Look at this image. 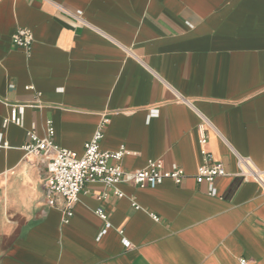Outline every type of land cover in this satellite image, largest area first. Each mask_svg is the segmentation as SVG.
<instances>
[{
    "label": "crops",
    "instance_id": "1",
    "mask_svg": "<svg viewBox=\"0 0 264 264\" xmlns=\"http://www.w3.org/2000/svg\"><path fill=\"white\" fill-rule=\"evenodd\" d=\"M14 105L22 122L4 125ZM103 118L101 147H124L125 169L162 159L187 177L88 183L65 222L27 133L52 121L55 143L82 155ZM202 121L228 172L217 195L195 179ZM0 137V264H264V0H0Z\"/></svg>",
    "mask_w": 264,
    "mask_h": 264
},
{
    "label": "built area",
    "instance_id": "2",
    "mask_svg": "<svg viewBox=\"0 0 264 264\" xmlns=\"http://www.w3.org/2000/svg\"><path fill=\"white\" fill-rule=\"evenodd\" d=\"M58 11L63 12L77 20H83L82 11H72L62 4H56ZM34 41V34L30 28L20 27L13 34V43L23 49H30ZM23 106L14 105L9 117L4 121L8 123L21 124ZM153 114H158L155 110ZM109 119L103 118L98 125L92 139L85 144L84 153L79 155L73 150L59 146L54 141V127L52 121H48L46 133L40 137L35 128L28 131V141L23 146L26 156L47 157V171L44 177L45 197L49 205H56L58 197L64 199V221L68 222L73 216L75 204L79 201V195L85 186L91 182H101L106 186H116L120 183H130L141 188L155 186L163 183L165 179H172L176 184H181L187 177L185 170L178 164H173L170 169L165 167L162 159H153L142 169L130 171L125 169L121 160L126 154L122 147L117 151L104 150L101 141L105 136V129ZM200 153L203 162L198 167L195 179L198 183H207L210 195H217L216 180L219 177L228 175V172L221 161L215 159L213 153L207 149L209 140L207 124L202 121L198 125ZM0 137V146H6ZM116 161V163H112ZM240 174L248 178L254 177L262 183L259 170L254 169L247 158H239ZM118 196L123 193L116 190ZM99 215L106 217L102 209L98 210ZM158 220L157 216H154ZM125 244L129 242L125 240ZM242 264H250L247 259H241Z\"/></svg>",
    "mask_w": 264,
    "mask_h": 264
}]
</instances>
